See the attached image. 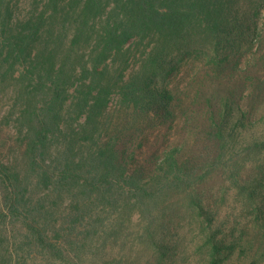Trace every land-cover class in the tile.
Listing matches in <instances>:
<instances>
[{
    "label": "trees",
    "instance_id": "16d2710c",
    "mask_svg": "<svg viewBox=\"0 0 264 264\" xmlns=\"http://www.w3.org/2000/svg\"><path fill=\"white\" fill-rule=\"evenodd\" d=\"M262 7L0 0V264H258Z\"/></svg>",
    "mask_w": 264,
    "mask_h": 264
},
{
    "label": "rangeland",
    "instance_id": "374dc122",
    "mask_svg": "<svg viewBox=\"0 0 264 264\" xmlns=\"http://www.w3.org/2000/svg\"><path fill=\"white\" fill-rule=\"evenodd\" d=\"M25 4H26V2L22 3L23 8H24ZM260 18H261V22H263L264 21V7L261 8V17ZM172 83L174 86H180V67H179V70H177V76L172 79ZM6 102H9V100L1 101L0 106L1 107L4 106V108H6L7 104H8V103L6 104ZM1 111H3V110H0V113H2ZM247 222H248V225L250 227H253V228H249V226H248V232L250 233L251 236L256 235V234H260V232H258L260 229L255 227L256 225H255L254 217H250V218L248 217ZM250 262H251V256L250 255L249 256H240V255H237V253H236L233 255V257L226 264H250ZM191 264H196V263H193L191 261ZM258 264H264V258H262V260Z\"/></svg>",
    "mask_w": 264,
    "mask_h": 264
}]
</instances>
